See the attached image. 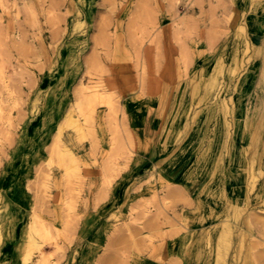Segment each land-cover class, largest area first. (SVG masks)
Listing matches in <instances>:
<instances>
[{"label": "rangeland", "instance_id": "rangeland-1", "mask_svg": "<svg viewBox=\"0 0 264 264\" xmlns=\"http://www.w3.org/2000/svg\"><path fill=\"white\" fill-rule=\"evenodd\" d=\"M238 1L0 0V264H15L26 249L23 234L35 213L48 229L46 236L31 230L46 264H176L172 248L210 177L196 171L198 156L216 132L226 150L245 117L234 116L225 99L220 111L217 105L222 90L226 96L233 90L225 44L246 37L245 13L264 2L242 0L237 8ZM253 54V48L245 52L246 65ZM262 63L254 82L261 96L255 86L250 90L249 76L241 94L249 116L255 110L260 121L264 52ZM241 69L232 72L235 83ZM215 76L221 83L212 86ZM211 77L213 90L206 93ZM155 83L158 101L149 108ZM104 94L110 104L102 102ZM89 98L92 134L64 125L54 144L73 105V116L85 122L80 110L88 109ZM58 109L67 110L61 119ZM257 133L264 136L263 128ZM243 146L250 168L251 146ZM61 149L75 158V170L58 162ZM261 164H253L254 175ZM249 168L248 187L254 186L247 202L229 204L238 219L230 224L223 264H264V189L257 193L264 168L254 179ZM210 201L198 205L196 225L206 220ZM197 228L186 231L202 233ZM176 251L189 264L188 249ZM32 255L39 259L37 251Z\"/></svg>", "mask_w": 264, "mask_h": 264}, {"label": "crops", "instance_id": "crops-1", "mask_svg": "<svg viewBox=\"0 0 264 264\" xmlns=\"http://www.w3.org/2000/svg\"><path fill=\"white\" fill-rule=\"evenodd\" d=\"M241 2H242V0L238 1L237 5H236L237 8L241 5ZM256 8L251 13H248V14L245 13L246 15L245 14L240 15V13H238V12L234 13L233 17H244V15H245V17H244L245 23L244 24H245V30H246V37H244L242 40H240V38H237V36H235L234 38H232L231 42L225 44V46H226L225 57H226V60L228 61V64L225 65V69H226L225 72L227 73V81L232 82L231 84L233 86V90L231 92V95L226 96L227 91L222 90L220 92V95L217 96V105H218L219 111H220V107L222 104V99H225L227 101L228 107H229V102L232 103L231 99L234 96L235 85L239 82L240 78L242 77V75L244 73H246V75H248L250 80H251L250 90L253 88V86H255L254 91L257 92L258 94H260V96H261V90L258 88V82L260 80V72H261V69L263 67L262 60H263V52H264V2L259 4ZM250 21H251V23H250ZM249 24L252 27H255L254 32H251L252 30L250 29ZM260 34H262L263 36L260 37ZM245 42H247V44L249 45V49H252V48L254 49L253 55H254V57L256 56L251 61V63H249L248 65H246L247 63H245L246 57L244 56L245 52L243 51V49L245 47L244 46ZM236 50L239 51V53H240L239 57L242 61V63L239 64V66L237 68V69H240L242 67L241 75H240L237 83H235V80L233 79V73L232 72L235 69V64L232 61V57H231L232 53ZM66 55H67V53H66ZM215 63L216 64L219 63L218 64V66H219L218 71H220V69H221L220 60L215 62ZM207 68L211 69L212 67H207ZM143 73H144V68H142V72H141L142 76H141V80H140V88L142 91L145 89L143 87L144 83L142 80ZM256 75H258L257 78H255ZM212 78L213 77H211L209 80L204 82L203 88H204L205 92L213 90L210 88V81H212ZM256 79L258 80V82L255 85L254 82L256 81ZM216 81H218L219 84L221 83L220 79H217V77H216ZM229 87H230V84H229ZM241 94H243V93L239 94L237 92V94L234 97L239 98L241 104L243 105V103H242L243 101L241 100L243 95H241ZM157 101H158V84L155 83V86L153 89V94L151 95V97L148 101L149 108H152ZM64 104H66V103H64ZM243 106L246 109L245 112L243 113V114H245L244 118H246V115L248 114L247 111H249V106L247 104L243 105ZM126 109H127V107L125 108L124 112L126 111ZM60 110L61 109L57 110V113H59V115H61V113H65L67 111V110L66 111L65 110L60 111ZM257 113L258 112L253 110L251 117H249L250 119H253V120L251 121V123L248 125V127L245 130L244 140L243 139L239 140L237 138V131H236L237 128L235 125V132L234 133H236V135L234 134L232 140L229 142V145H225L226 150H224V147L222 144L223 138L221 137V139L220 138L218 139V137H217L220 135V133H218V132H216L214 134L215 136L211 140H209L207 142V144L205 145V147L201 150V152L198 156L197 163H196V171L199 174L203 173L204 175H208L210 177L208 178L207 181L205 179L203 181V183L200 185V188H201L199 191L200 195L197 198V207H196L197 211L192 215V218L190 219V222L193 223V226L190 225L191 223L189 222V220L187 223L184 222V224H186L188 227L185 225L182 226L184 232L181 233L180 236H178L177 241L172 248V250H173V252L177 258V260L175 261L176 264H183V258H181L176 251V246L178 244L183 243V242H188L191 244H199L203 247V254L201 255V257H199V260H198L199 262L196 264H209V262L211 260L212 261L220 260L219 264L224 263V257L226 255L227 251H224V253L223 252L220 253L219 254L220 256H218V254H212L211 253V250H210L211 243L221 242L220 240H218V238L213 237L211 233L213 232V230L215 228H222L224 226H229V228H230L231 222L236 221L238 219V218L237 219L233 218V216H232L233 212H232V210L229 209V204L232 203L233 205H240V204L242 205L243 203L247 202V200H248V191L250 190V188L248 187V183L250 181V176L248 173H246V171H241L243 169H239L234 164V162H232V159L230 156L232 155L231 152H232L234 145L236 146L234 148H238V150L241 152V154H243L242 149H244L243 143L245 142L247 144V146H251L248 149L246 148L248 150L247 156L252 157V154L255 153V147H254L255 144L256 145L260 144V151H257V153H256V161H258V160H262V162L264 161V136H260L257 133L258 128H263V130H264V121L262 120L263 121L262 122L258 118L255 117L256 116L255 114H257ZM263 113H264V110H263ZM125 121L127 122V119H125ZM261 134H264V133H261ZM216 143H218V144H216ZM216 145H219V151H220L219 162L221 160V156H223L224 151H226V155L224 154L223 159L220 162V168H218L216 170V165H215L214 169L210 173L209 168L212 167L211 165L213 163V158H214L212 152H214ZM211 146H212V149L210 152ZM179 147H177L174 150V154L176 153L177 149H179ZM185 152H186V150H185ZM183 154L178 158H181L183 156ZM174 161L175 160H173L172 163H175ZM201 165L204 166V169L200 168ZM263 168H264V164L263 165L261 164V168L255 170V176L260 174V172L262 171ZM158 175H160V174H158ZM191 178H192V175H190L189 179H191ZM211 178H212V180H211ZM240 178H242L244 181H246L245 187H247V188H245L244 192L246 191L247 198L244 196L241 201H237L235 198L236 197L235 195L238 193L239 188L240 187L242 188V186H243L242 182L239 180ZM209 182H210V184H209ZM166 185H168V183H166ZM228 186L230 188V193H229L228 197H225V195L223 194V191H224V188L228 187ZM208 188H210V190H211L210 193H206ZM263 189H264V180H262L261 184L258 186L257 193H260V191H262ZM208 200H212V201L214 200L215 203L213 204L214 201L213 202L210 201L209 203H206L205 207H209V208H206L207 209L206 217H205L206 220H204V223H202L200 226H199V224L196 225L195 216H197V214L199 212V206L198 205L201 204V201L206 202ZM216 207L218 208V210L214 211V209ZM234 210L237 211V209H234ZM237 213H238V211H237ZM209 220H210V222H208ZM196 227H198L199 231H202L203 234L199 235L198 232H194L193 233L194 235H192V236H194L192 238V240H191V236L188 237V236L184 235L186 229L194 230ZM204 242H206V244H207V249L204 248ZM229 242H230V240H229ZM203 258H205L204 262L202 260ZM196 261L197 260H194V262H196ZM188 263L190 264V260L188 261ZM193 263H191V264H193Z\"/></svg>", "mask_w": 264, "mask_h": 264}, {"label": "bare ground", "instance_id": "bare-ground-1", "mask_svg": "<svg viewBox=\"0 0 264 264\" xmlns=\"http://www.w3.org/2000/svg\"><path fill=\"white\" fill-rule=\"evenodd\" d=\"M80 1L84 2V0H80ZM250 28L252 30L251 32L255 31V29H254L255 27L251 26ZM244 46L245 47H244L243 51L246 52L248 50V48H249L247 42H245ZM239 54H240L239 51L236 50L231 55L232 61L235 64L234 71H236L238 66H239V64L242 63V61H241V59L239 57ZM248 80H249L248 79V75H246V73H244L242 75V77L240 78L239 83L237 84V89L241 90V91L238 92L239 94L243 93V91H245V88L247 86ZM215 82H216V77H215V79L212 82V86H214ZM102 97H103L102 98V100H103L102 102L104 104L105 103L106 104H110V100H109V98H108V96L106 94H104ZM79 101H81V100L79 99L76 102V105L78 104ZM88 101H89L88 109L83 111V112H82V110H80L81 111V115L85 119V122H83L80 119H77L78 117H74L73 116V113L75 112V109H76V106L73 105V107L69 108L70 110L67 111V114H65L66 116L64 115L65 117H63V119L61 120V125H60L59 131L57 133V136L55 138V141H54L55 143L54 144H57V143L59 144L60 138H61V134H63L60 131V129L64 125L65 126L72 125L73 127H75V129H77V131L79 132L80 136H85L86 137V136H90L92 134L90 132L93 131V129H91V128H93L92 127V125H93L92 119H93L94 116L90 115V114H92L93 112L95 113V110H94L95 108H94L92 100L90 98H89ZM231 101H232V105H233V109H234V116H238V117L243 116L244 115L243 113L245 112L246 109L241 104L240 99L234 97L233 99H231ZM84 105H86V103H84ZM111 105H110V108H111ZM224 108L226 109V106H223V109ZM247 113H248V111H247ZM57 114L59 115V113H57ZM90 116H92V117H90ZM59 117H60V115H59ZM249 117L250 116H249V113H248L246 115V118H243L240 123L239 122L235 123L236 128H237V130H236L237 131V138L239 140H242V139L244 140V138H245V134H244L245 130L248 127V125L251 123V121L253 120V119H250ZM60 119H61V117H60ZM89 122H90V126H91L90 129H89V127L86 126V124H88ZM235 135H236V133H235ZM216 144H218V143H216ZM234 147H236V146L234 145ZM234 147H233L232 152H231L232 155L230 156L231 159H232V162H234V164L239 169H243L241 171H248L249 166L247 165V163H246V161L244 159V156L241 154V152L238 150V148H234ZM254 147H255V153H253L252 157H251L252 164L250 163V168H249V170H250L249 172L250 173H252L251 170L253 169V164H255V162H256V153H257V151H260V144H258V145L255 144ZM211 149H212V146L210 148V152H211ZM67 153H68V150H66V151L65 150L62 151V149L59 150V153H58L59 158L57 160H58V162L60 164L65 165V168H67L69 170H75L77 168L75 158L73 156H69V157L66 156ZM219 153H220L219 145H216V147L214 149V152H212L214 158H213V163L211 165L212 167L209 168V172L210 173L214 169V166L219 163ZM51 154H52V152H51ZM66 158H68L67 165L65 164V159ZM254 178H255V175L252 173V179H254ZM239 180L242 181V178H240ZM253 186H254V184H253V182H251L250 189H252ZM245 188H247V187L242 186V188L241 187L239 188L238 193L235 195L236 196L235 198H236L237 201H241L244 196L247 198L246 191L244 192ZM214 203H215V201L213 202V204ZM202 213L203 212H201L200 214H202ZM35 214H33V218H32V221H31L30 225L28 226V230L25 231L24 234H23V238H25L24 241L26 243V245H25L26 249L23 251L22 254H20V257H18L19 255L16 256L17 259L15 261V264H46L45 263V256L46 255H45V252L41 248L42 245L39 244L38 241L33 237L31 230L36 229V231H37L36 233H38L39 235L46 236L48 229L46 227V224L42 220H40L38 218L37 214L36 215ZM203 215H205V214H203ZM200 217H202V216H200ZM233 218L237 219L238 217L234 216ZM34 225H36V226L34 227ZM197 229H199V228H197ZM190 233L191 232L185 230L184 235L188 236V237H190V236L192 237V235H194V234H190ZM201 234H203V232L202 233L199 232V235H201ZM211 234H212L213 237L218 238V240L221 241V242L211 243V246H210L211 253L212 254H218V256H220L219 255L220 253H222V252L224 253V251H227V249H228V243H229V240H230V228H229V226H224L222 228H215ZM186 243L187 242H183L181 244H178L177 245V250L180 251V250H183L184 247H186L188 249V252L190 253V254H188V256H189V260H190V264H191V263L194 262V260H198L199 257H201L202 250H201V246L199 244H194V245H191V246H187ZM19 250H21V249H19ZM34 251H37L38 256H39V259L37 261H35L33 255H32ZM219 261L220 260H216V261H212L211 260L209 262V264H219Z\"/></svg>", "mask_w": 264, "mask_h": 264}]
</instances>
